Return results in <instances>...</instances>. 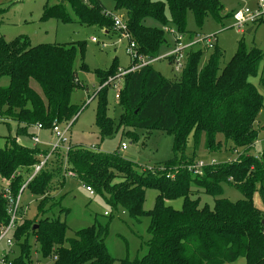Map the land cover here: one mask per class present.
I'll list each match as a JSON object with an SVG mask.
<instances>
[{"label": "trees", "instance_id": "16d2710c", "mask_svg": "<svg viewBox=\"0 0 264 264\" xmlns=\"http://www.w3.org/2000/svg\"><path fill=\"white\" fill-rule=\"evenodd\" d=\"M110 1L115 11L124 12L137 53L149 58L170 47L167 26L190 37L196 35L187 29L188 12L201 28L207 17L220 22L235 10L224 12L220 0ZM41 19L113 26L100 0L45 3ZM150 20L154 25L148 24ZM206 51L189 50L182 71L172 78L161 75L152 64L122 77L118 102L124 107L119 120L127 128L123 135L136 140V129L173 134L172 157L160 167L138 172L117 151L103 154L68 143L67 152L56 149L28 180L33 166L41 160L39 155H46L50 146L40 151L37 145L17 143V137L31 139L38 124L52 135L53 125H66L72 120L71 126L76 121L79 106L71 97L81 87L76 60L80 59L82 71L89 70L83 61L85 42L33 45L24 35L12 40L0 37V78L9 79L7 85L0 86V121L16 124L15 135L6 136L0 147V229L9 221L5 186L16 196L28 180L25 189L38 200L36 221L19 214L21 220L11 234L13 246L19 251L16 253L12 246V256H7L12 264H112L116 260L105 243L108 221L95 220L67 237L66 223L45 215L55 204L51 191L63 184L66 171L101 195L112 209L125 210L133 220L149 218L146 253L135 259H119V264H228L240 258L245 264H264V150L253 153L262 130L259 115L264 116V97L250 80L258 77L264 89V51L239 40L234 54L223 65V53L216 44L207 56ZM117 70L115 65L107 71L96 70L99 86ZM32 81L40 92L32 87ZM108 86L95 90L92 98H98L95 125L101 139L113 131V119L106 111ZM200 148L206 153L237 152L239 156L229 163L206 164L202 175L195 176L186 169L194 165ZM225 186L237 190L241 198L231 201L224 197ZM146 189L157 191L153 208L148 211L143 209ZM201 193L213 197L211 207L201 205ZM255 196L262 207L255 205ZM179 198L183 201L181 209L166 204ZM32 249L39 256L36 260Z\"/></svg>", "mask_w": 264, "mask_h": 264}, {"label": "rangeland", "instance_id": "374dc122", "mask_svg": "<svg viewBox=\"0 0 264 264\" xmlns=\"http://www.w3.org/2000/svg\"><path fill=\"white\" fill-rule=\"evenodd\" d=\"M100 1L111 14L125 19L124 12L115 11L112 1ZM220 1L226 13H230L232 9H236L242 5V3H239V0ZM58 2L60 0H0V37L12 40L17 36L24 35L29 38L33 45L38 43L84 41L85 52L83 61L89 70L87 72L82 71L79 67L80 59L76 60L75 67L81 87L73 92L71 101L79 106V111L76 121L73 125L69 126L64 145L67 146L69 143L70 147L101 152L103 154H112L117 151L121 158L132 162L138 172L144 170L154 171L157 165L172 157L173 134L160 130L136 129L135 133L138 136L136 140L123 135V132L127 128L119 120L120 115L124 112V107L118 102L119 90L123 87V78L115 82L117 84L115 88L110 85L105 91L106 111L108 116L113 119V131L101 139L95 125L98 98L93 100L92 98L94 97V91L99 88V82H101L95 71H107L112 65L121 69L127 68L131 64L126 54L128 41L110 23L98 27L81 24L76 21L64 23L56 19L42 20L41 16L44 4L53 5ZM249 4L252 3L249 2ZM64 8L70 15H73L68 4H65ZM186 19L189 31L202 35L215 34L217 38L216 45L223 53L221 65L225 64L234 54L239 40H243L248 47L256 46L264 51V22L253 25V29L247 32L250 26H245L240 31L236 27H233L231 17H225L220 22L207 17L201 28L196 26L193 15L190 12L187 13ZM148 24L154 25V22L150 20ZM155 25L157 24L155 23ZM104 31H107V33ZM92 38L96 42L92 41ZM167 39L169 40V36H167ZM211 50L208 49L205 55L207 56ZM206 56H204L203 62L206 60ZM152 66L166 78H172L175 75L171 69V65L165 59L155 61ZM250 80L264 97V89L259 85L258 77H251ZM8 81L7 76L1 77L0 86L7 85ZM31 85L40 92L39 87L34 81L31 82ZM71 122L72 120L67 125ZM64 125L60 126L64 128ZM259 126L262 130L257 134L253 153H261L264 150V116H261V114L259 115ZM15 132V122L9 121V125H7L0 121V147L4 146L5 137L9 135L14 136ZM38 137L44 143L35 144L30 138L20 135L17 137V143L28 147L37 145V149L41 151L49 149V145L45 143L46 141H54V136L50 135L49 130H41L38 133ZM121 144H125L126 148L124 150L121 149ZM64 148V146L60 147L63 152ZM238 156L237 152L206 153L203 148H200L196 158L204 163L214 160L219 164L235 161ZM160 166H157V168ZM50 195L55 199V204L50 207L45 215L59 217L61 221H64L68 227L66 231L67 237L73 236L74 231L78 229L90 226L95 220L100 222L108 221V234L105 243L110 254L116 259L112 264H119V259H135L146 253L145 243L149 238L147 233L148 217L144 216L138 220H133L125 210L121 208L112 209L101 195L96 193L93 195L89 194L77 178L66 174L63 184L52 189ZM156 195V190L146 189L143 204L145 211L153 208ZM223 196L231 201L241 198V194L237 190L227 186L224 187ZM200 198L201 205L207 204L209 207L213 205L212 196L201 193ZM37 203L38 200L25 189L20 200L19 214L23 218L36 221L33 218L37 217ZM182 203V199L179 198L168 201L166 204L174 209H181ZM254 203L256 206L262 207L257 196L254 197ZM105 212L109 216H106ZM39 217L44 216L41 215ZM31 243L34 245V240H31ZM4 247L5 245L2 241L0 243V251ZM14 247L17 253L19 247L15 245L13 249ZM33 250L32 258L36 260L39 256ZM228 264L245 263L240 258Z\"/></svg>", "mask_w": 264, "mask_h": 264}, {"label": "built area", "instance_id": "2783aa9c", "mask_svg": "<svg viewBox=\"0 0 264 264\" xmlns=\"http://www.w3.org/2000/svg\"><path fill=\"white\" fill-rule=\"evenodd\" d=\"M109 14L113 20V27L117 29L120 32L121 36L128 41L126 54L128 55L131 64L129 68H118L116 74L110 76L101 86H99V88L103 85H111L115 88V86L117 85L115 82L122 79L124 74L162 59H166L168 61L174 73H180L184 67L187 52L189 50L193 48H201L203 50L212 49L217 42L215 34H196L195 36L190 37L188 34L180 33L174 27L167 26L165 27V31L171 38V46L166 51L160 53L154 58L145 57L137 53L136 43L131 39L127 31L125 19H121L120 16L115 14ZM231 18L233 20V27H236L240 31H242L243 27L245 26L252 27L260 21H264V0H254L252 4L244 2L240 7H237L233 11ZM92 41H95V39L92 38ZM69 125L66 124L64 128L58 125L52 126L51 133L52 136H54V141L50 143V149L46 155H39L41 160L33 166V172L28 180H30L43 167L45 162L49 159L51 153L60 148L62 142H66V133L69 130ZM41 130L42 126L40 124L35 126V132L31 137L32 141L35 144H38L40 142L38 133ZM125 148V144H121V149L124 150ZM67 150L68 147L65 146L64 152H67ZM214 163V160H211L209 163H204L198 160L194 163V165L188 166L186 170L195 176H201L204 166L206 164ZM65 166L67 165L65 164ZM65 173L69 176H73V173L70 171H66ZM168 177L173 178V175L169 174ZM28 180L21 186V189L16 196H12L9 188L5 186L4 198H6L7 200V213L9 215V221L0 229V243L3 241L5 245L4 251L0 253V264H12L10 259L11 257H7L8 255L11 256L13 246V241L9 237H11L12 232L15 230L16 226L21 220V217L19 215L20 200L22 197V193L26 188ZM85 189L89 192V194H94V191L91 187L87 186L85 187ZM104 214L107 213L105 212ZM36 264L42 263L41 261H37Z\"/></svg>", "mask_w": 264, "mask_h": 264}, {"label": "crops", "instance_id": "0c3cea01", "mask_svg": "<svg viewBox=\"0 0 264 264\" xmlns=\"http://www.w3.org/2000/svg\"><path fill=\"white\" fill-rule=\"evenodd\" d=\"M244 2H247V3H253L254 2V0H239V3H244ZM239 7V6H238ZM235 9V8H234ZM107 12H109L108 10H106ZM109 13H111V12H109ZM251 27V26H250ZM249 27V28H250ZM252 28V27H251ZM105 33H107V31H104ZM94 42H96V41H94ZM170 46H171V44H170ZM168 49V47L167 46H165L162 50H164V51H166ZM164 51H162V52H164ZM166 60V59H165ZM167 61V60H166ZM153 64V63H152ZM34 130V129H33ZM34 132H35V130H34ZM40 132V131H39ZM51 135V134H50ZM52 142V140L51 141H46L45 143L47 144V145H49L50 146V143ZM42 144V143H44L43 141H41L40 140V142H39V144ZM0 253H1V251H0Z\"/></svg>", "mask_w": 264, "mask_h": 264}, {"label": "water", "instance_id": "95a60500", "mask_svg": "<svg viewBox=\"0 0 264 264\" xmlns=\"http://www.w3.org/2000/svg\"><path fill=\"white\" fill-rule=\"evenodd\" d=\"M251 30H252V28L250 27V28L247 29V32H250ZM36 227L37 226L35 225L34 228H36Z\"/></svg>", "mask_w": 264, "mask_h": 264}]
</instances>
